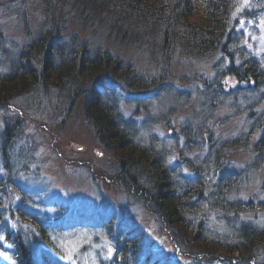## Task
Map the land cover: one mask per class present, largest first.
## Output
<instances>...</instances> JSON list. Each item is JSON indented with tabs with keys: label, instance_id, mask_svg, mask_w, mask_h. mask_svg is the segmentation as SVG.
<instances>
[{
	"label": "trees",
	"instance_id": "1",
	"mask_svg": "<svg viewBox=\"0 0 264 264\" xmlns=\"http://www.w3.org/2000/svg\"><path fill=\"white\" fill-rule=\"evenodd\" d=\"M41 2V26L7 71L0 73V99L11 101L23 91L53 88L65 98V112L80 99L98 143L115 159L117 176L131 194L143 199L184 251L203 255L204 263L215 259L205 255L211 252L221 256L222 264H253L262 258L264 223H253L244 215L264 209V200L240 197L248 173L225 162L230 141L218 137L210 122L224 105L232 109V115L244 116L245 128L234 142L251 143L252 164L264 163V54L257 55L243 44L238 20L260 16L264 0H254L252 9L238 14L241 0ZM62 6L84 23L97 22L121 43L153 41L159 50L158 76L145 78L129 61L116 60L100 46L90 49L74 33L65 36L66 20L59 16ZM199 11L202 15L197 19ZM179 49L213 62L211 74L201 79L197 110L181 127L182 144L174 147L178 160L169 163L170 152L153 136L146 143L140 138V128L123 115L120 101L140 104V94L155 82H169L172 59ZM226 75H234L239 82L225 88ZM19 127L14 120L0 131V252L9 254L14 264H72L52 236L84 226L100 229L110 242L112 255L99 264H171L145 247L143 232L122 214L73 213L64 220L60 219L64 210L53 220L41 215L35 208L40 203L16 180L34 157L30 148L19 147ZM11 192L18 202L10 199ZM213 215L221 233L209 226ZM0 264L5 263L0 260Z\"/></svg>",
	"mask_w": 264,
	"mask_h": 264
},
{
	"label": "rangeland",
	"instance_id": "2",
	"mask_svg": "<svg viewBox=\"0 0 264 264\" xmlns=\"http://www.w3.org/2000/svg\"><path fill=\"white\" fill-rule=\"evenodd\" d=\"M254 5V0H241L236 13L252 9ZM60 10L59 16L63 14L66 20L65 36L74 33L85 40L90 49L100 46L116 60L129 61L135 72L145 78L158 76L159 50L153 41L143 45L124 44L97 22L87 24L79 20L67 6ZM201 15L199 11L196 18ZM238 20L244 32L243 44L257 55L264 54V9L258 17H238ZM41 23V0H0V73L7 71L20 48ZM212 62L210 58L185 55L179 49L172 59L169 82H155L152 89L140 94L143 97L140 104L127 105L120 101L123 115L132 118L140 128V138L146 143L148 137L153 136L170 152L169 163L178 160L174 147L182 144L181 127L197 110L201 79L211 74ZM238 82L234 75H226L223 85L229 88ZM177 93L180 95L176 96ZM65 104V98L58 97L53 88L23 91L11 101L0 99V131L4 125L18 120L21 134L18 145L24 147L23 150L30 148L34 156L28 170L20 172L16 180L32 192L36 203H40L35 208L41 215L53 220L59 210H64L65 214L60 217L64 220L73 213L122 214L139 227L145 247L160 259H168L171 264H222L221 256L216 253H206L215 259L204 263L203 255L196 257L194 252L184 251L183 246L177 244L143 199L131 194L117 176L115 159L98 143L85 120L81 100L78 99L69 112H65ZM232 113L226 105L221 106L214 113L210 126L218 137L230 141L225 162L232 167L246 168L248 176L240 197L243 200L251 197L264 200V163L257 167L252 164L254 151L251 143L241 146L234 142L244 130L245 121L244 116ZM2 164L0 152V168ZM188 172L184 170L185 174ZM9 194L11 200L18 202L16 194ZM244 217L262 225L264 209L250 210ZM209 226L222 232L215 215L209 216ZM52 239L72 264H99L100 259L112 255L110 242L100 229L77 226L53 235ZM263 257L253 264H264ZM0 260L14 264L6 252H0Z\"/></svg>",
	"mask_w": 264,
	"mask_h": 264
}]
</instances>
